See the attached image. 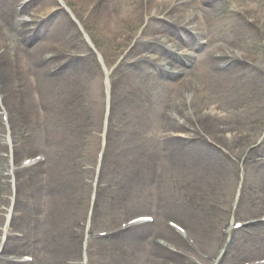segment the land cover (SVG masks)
<instances>
[{
    "label": "rangeland",
    "instance_id": "1",
    "mask_svg": "<svg viewBox=\"0 0 264 264\" xmlns=\"http://www.w3.org/2000/svg\"><path fill=\"white\" fill-rule=\"evenodd\" d=\"M67 1L71 9L77 8L81 13L82 7L85 5L82 0ZM129 1L131 3V0L103 1V8L108 5L115 12L111 15L113 19L105 18L102 21L104 27H123L120 22V15L127 9ZM215 4L217 7L211 13L209 22L207 21L208 32L211 35L208 41L215 44L221 42L233 43L234 41L248 49L255 56L256 62L264 65V47L262 43L260 41L256 42V37L251 33L241 31L233 26L231 21L223 14V3H221L222 5ZM227 6L230 5L227 4ZM63 8L70 14V10ZM99 11L100 9L95 13L92 12L87 18L83 16L82 26L84 28L81 31L85 34V40L89 45L93 47L92 44H94L96 50L99 51L98 55L103 59L100 66H103L109 63L101 53L111 58L114 45L120 35L113 36L106 28L97 25L96 18ZM73 16L75 17L74 13ZM129 30L125 27L120 29L125 33V36L129 34ZM51 33L50 30L47 37L39 42L38 48L47 49L50 43L58 42H56L57 39L50 37ZM5 44L7 45L6 51H8L11 64L24 71L25 81L31 83L21 99H18L21 91L11 93L14 95L15 104L11 105L10 111L7 109L9 116L13 114L17 117L15 123L13 122L15 127L12 128L14 133L13 143L17 147L15 157L17 159L24 155L31 156L35 153H41L46 157V162L41 167L48 169V173L46 175L42 174L38 182L24 185L26 187L24 202L30 200L31 204L34 203L32 195L36 188L39 187L43 192L41 195L43 199L37 201L34 206L30 205L35 211L32 216L35 224L27 223V221L18 223L19 220H17L13 227L24 230L23 226L29 233L25 247L19 250L24 253L31 251L34 258L33 264H60L57 260H61L64 258L63 256H66L62 254L65 248L62 235L69 227L71 229L76 228V235H80L79 232L81 231L80 228L90 194L87 192L91 187L89 182L98 181L97 177H94L95 180L93 179L91 169L95 164L96 157L93 150L94 148L97 149L99 144L97 136L99 135V125L97 123L99 111H97L98 108L96 109L95 106L90 105L89 98V100H85V97L73 96L66 91L56 94L54 87L62 83L61 80L64 74L53 72L43 74L35 66L34 61L31 60V56L34 54L33 51H30L31 44L19 45L16 41L15 32L11 33V39ZM59 44L68 45L66 42ZM197 73L201 85L207 91L219 92V77ZM146 77L142 75L136 79H131L130 76H126L125 72L110 77V81L114 78V91L119 94V100L121 102H124L127 98L134 100L138 106L143 107V110L141 115L140 112L139 115L136 112L129 125L123 123L118 128L113 127L112 133L120 132L124 134L123 132L126 130L131 137V141L128 145L115 144V146L114 143H112L113 145L109 144L111 152L105 153L100 161L102 173L101 177L99 176V194L96 207L99 203L98 207L102 214L95 217V226H101L103 223L108 222L111 217L121 218L130 216L133 213L144 212L156 217L151 208L157 210V214L159 213L161 219H177L184 224H188L190 218L187 214L186 218L188 217L189 221H182L184 218H182L180 211L195 215L197 213L200 216V225H202V228H198V231L202 235H199L196 231L193 236L200 245L202 250L200 253L206 252L207 247L211 248L210 254L214 249H217L216 252L221 249L222 252L223 246L227 242L226 237H223V227L229 221L227 217L225 222V212L229 209L233 197L230 193L231 190L227 191L224 187V183L227 182H224L222 172L217 169L219 168L217 162L223 161V159L219 153L216 152L215 154L203 144L192 143L191 141L190 144H187L176 141L184 139L183 133L172 136L175 140L168 139L167 133L170 131V127L172 128V124L162 119L161 116L162 111L170 105V92L156 83L155 79ZM95 79L92 81L94 85H96ZM247 79L256 83L255 78L250 74H247ZM247 79L243 80L245 85L249 84ZM128 85L130 86L129 90H127ZM15 89H19L17 85H15ZM122 91L126 92L123 94ZM252 98L254 99L255 96L253 95ZM25 99L30 103L31 109L28 111L29 113L19 115L18 113L23 106L21 101ZM90 107H93V109L90 110ZM18 121L19 124L17 125ZM121 122L123 121L121 120ZM263 129L264 120H261L253 131L248 132V135L254 137L258 130L262 131ZM0 136H2L1 131ZM74 137H78L76 145L73 142ZM185 138L187 139V137ZM112 147L115 148V151H112ZM118 147L119 149H116ZM175 147H182L185 150L192 149V151L202 150L203 153L189 155L190 153L185 152L182 156L175 158L170 152V149ZM0 154L1 156L7 155L4 152V147H0ZM114 158H116L115 162H113ZM6 161L7 158L2 157L0 171L2 175H5V183L3 184L0 179L3 193L0 200L4 199L0 201V207L6 205L8 199L6 186L9 178L6 176ZM104 162L105 170L103 169ZM113 173L115 175L110 179L109 176ZM237 178L240 181H236L235 185L241 182V169H239ZM72 179H75L78 183H74ZM81 179L84 180L83 183ZM250 180H252L251 177ZM245 199L241 201L238 209L244 210L242 214L255 211L256 206L259 208L264 206V200L257 199L254 206L248 201V197ZM25 205L27 203H24L18 211H15V216L20 214ZM245 206H248V208L246 209ZM27 212L30 214V211ZM2 217L3 211L0 209V222ZM32 219L30 220L33 221ZM38 219H41V222ZM262 228L256 227V232L248 237L239 234L235 242L236 248L232 254L238 259L264 257V233H262L264 230L261 231ZM204 234L209 236V242L205 240ZM79 235L75 242L77 246ZM55 236L62 245L60 247L62 252L57 255L52 254L53 251L49 247V239ZM122 242L126 243L123 245V249H119L117 245L120 243H114L112 239L106 242L93 240L90 246L93 244L96 246L90 247L91 252L94 249L90 255V261L93 264H141L146 256V253L141 249L144 248L142 241L125 239ZM101 244H107L109 247H102ZM37 245L43 247L41 254ZM29 246L30 249H25ZM243 246L244 249H242ZM49 257L51 261H49ZM215 257L216 253L213 254V259ZM64 261L63 259L61 262ZM79 262L80 259L78 258L76 264H80Z\"/></svg>",
    "mask_w": 264,
    "mask_h": 264
},
{
    "label": "bare ground",
    "instance_id": "2",
    "mask_svg": "<svg viewBox=\"0 0 264 264\" xmlns=\"http://www.w3.org/2000/svg\"><path fill=\"white\" fill-rule=\"evenodd\" d=\"M45 0H29L27 3H24L20 8L22 9H29L32 3L35 7L30 10L33 12L40 11V8L43 6V2ZM85 3L84 6H94L93 13L95 11H99L97 14V25L104 27L102 21L105 18L113 19L111 15L115 14L114 9L110 8L106 5L104 8L103 0H82ZM252 1V0H250ZM260 3L261 8H264V0H255ZM48 3L52 4L51 0H47ZM142 2L146 9L152 11V13H162L164 12L165 8L170 3V0H139ZM208 2V0H186L185 7L193 6L197 4V6L204 5ZM134 7L127 10V12L123 15L120 22L122 25L125 26H134L137 24L139 19L143 20V14H141L140 9L141 6L137 3V0H133ZM16 2L13 0H0V21L6 23L8 27L13 28L16 30L17 39H19L23 44H27L28 42L34 43L32 48L35 49L36 43L35 39L43 37L46 38L47 35L42 33V27H51V35L50 37L53 39H57L56 42H66V43H73L75 45H79L82 50L87 51V48L77 39L76 30H74L71 23L67 20L66 16L63 14V11H52V14L48 17L44 18L48 12H44L47 10L43 9L42 15L40 16L39 24L36 26L34 25V32L27 27V22L24 21L21 25L19 30L16 29L14 25L9 24V20H11V15L15 11ZM175 5V4H174ZM166 12V14H170L171 20L169 23L165 24L164 22L157 20V19H148L145 25V30L149 32L153 37L154 42L148 44V47H154V49L160 52L159 56L155 60H149L145 62H141L130 67L125 65H121V67L126 70V76H130L131 79H136L141 74L144 73V68L149 71L148 77L151 75H156L159 78V82L161 84L166 85L167 87L173 89L175 91V95L177 97H181L183 93H190V107L191 102H194L196 98V94L198 92V86H196V73L198 71L204 72L207 76H219V92L221 95V104L213 105L210 107V110L213 113H209L207 111L202 112L203 115H200V126L203 128L204 134L208 137H212L216 140L218 144V151L221 155H229L236 152V148L238 145L236 144V137L238 134L250 131L254 129V126L258 123L260 119L264 117V71L261 70L262 79H259V82H252L247 79V72L249 70L248 65L244 64V60L242 58L236 57L234 55H230L224 49H221L218 45H207L205 48H202L201 55V62L194 63L191 62L193 59L192 52L196 49H199L198 38L199 36L203 35L201 31L198 32H188L183 31L182 27L184 22L193 24L196 23L198 20L196 18L188 19L184 16V10L181 8V12L179 7L174 6ZM248 8V6H247ZM249 9V8H248ZM201 10H203L201 8ZM245 12V11H244ZM19 13H17L18 15ZM231 23L241 31H250L256 37H264V19L260 21L259 19L253 18L251 21H247L243 19L241 13L239 12H231L229 14ZM94 17V16H93ZM145 20V19H144ZM41 27V28H40ZM106 28L111 34L117 32L119 28L114 27H104ZM103 28V29H104ZM76 31V32H75ZM42 33V34H41ZM1 37V33H0ZM175 37V47L177 49L183 50L180 55H175L172 53L169 48H163V45L168 40H174ZM125 38L121 39V43L124 41ZM34 41V42H33ZM142 45L141 42H137L130 48V51H134L138 49ZM2 43L0 42V48ZM48 51V50H47ZM58 51L53 50V53ZM37 56H32L31 60L36 63L39 70L43 72H53V73H61L64 74L63 79L61 80L62 83L59 85H55L56 94H60L64 91L67 93L84 98L87 100L90 99V105L98 107L97 103L99 104V110L102 100L99 98L97 99L98 91L95 85H92L93 76L95 73L94 65L90 60L89 56L85 57H77V56H67L69 60L67 63L59 67L53 66V61L55 60V56H52L48 59L42 57V53H46V50H37ZM63 54V53H60ZM8 57L6 53H0V91L4 97L6 103L10 102L11 99H8L10 94L6 89H12V84L9 82L11 77L15 75V72L9 68ZM190 62V65L187 66L186 62ZM172 66L170 68H178V74H172L169 70H165L164 65ZM144 65V66H141ZM120 66L115 68L116 71L122 72L123 69ZM66 73V74H65ZM66 75V76H65ZM248 80V85L243 83V80ZM85 80V83H84ZM130 86H127V90H129ZM58 89V90H57ZM126 92V91H125ZM93 93V95H91ZM124 93V91H123ZM201 97L205 96L204 91L201 89L200 93ZM255 96L253 99L252 96ZM88 99V100H89ZM110 107L108 112L107 118V144L104 148V153H107L111 150L109 144L112 143H124L128 144L131 138L116 136L119 133H112L113 127H119L124 122L130 123L133 119V116L136 114L138 110H140L139 106L134 100L126 99L124 102L119 100V95L112 93L110 98ZM131 105V107H129ZM179 105L183 107V102L180 100ZM30 108V107H29ZM194 108V103L192 105ZM242 108V110H238ZM93 107H90V110ZM131 116V118H129ZM183 121L185 123L184 127H181L178 123L175 124L177 129H191L194 131L200 138H205V136L195 128H191L189 120L186 118L185 115H182ZM17 118L13 115L11 116L12 124L15 123ZM121 120L123 122H121ZM175 120V119H173ZM15 127V126H14ZM109 130V132H108ZM12 131V128H11ZM228 133V135H226ZM238 137L244 138L243 134H240ZM264 137V136H263ZM78 137H74L73 142L75 145L77 144ZM256 139L254 138L250 141L245 142L242 144L240 148L237 150V154L242 157V165H248L252 168V180L249 177L244 178V184L249 185L250 189L242 187L241 192L242 196L245 193H252L254 195L260 194L264 190V160L259 157V151L264 146V138L256 144ZM2 139H0V147H4ZM13 152L12 156L15 155L17 152V147L12 144ZM79 149V146H78ZM115 149V148H114ZM113 149V150H114ZM119 149V147H118ZM95 152V148L93 150ZM171 154L177 158L182 156L185 152L190 153L189 155H196L203 151H192V149H183L182 147H175L174 149H170ZM216 154V153H215ZM218 154V153H217ZM251 160L255 165H251ZM2 162V156L0 154V165ZM217 165L222 172V179L224 180V187L226 189H230L232 187V175L234 176V168L236 167V162L233 159L223 158V161H218ZM25 169V168H23ZM26 170L29 172L27 173L25 170H19L14 172V176L22 177L20 183L17 185L19 189L16 192V199L14 200L13 211H18L21 206H23V200L26 193V187L24 186L27 183H32L31 181L35 182L39 178L40 167L39 163H36L33 166L26 167ZM28 174V175H27ZM27 176V177H26ZM101 177V174L99 175ZM99 177V178H100ZM0 179L2 180L3 184L5 183V177L2 175L0 171ZM20 179V178H19ZM90 179V176H89ZM74 183H78L75 179H72ZM82 181V179H81ZM99 181V180H98ZM84 180L82 181V183ZM22 184V186H20ZM259 185L261 187H259ZM90 186V182H89ZM5 187V186H3ZM9 186H6L8 189ZM90 190V187L88 191ZM87 191V192H88ZM249 191V192H247ZM36 194L33 195L35 201L40 196L41 192L37 188L35 191ZM2 194V195H1ZM264 195V191H263ZM3 193L1 190L0 185V199H2ZM4 200V199H3ZM0 200V201H3ZM12 211V212H13ZM23 214L19 217V220L26 219L25 217V210H21ZM20 212V213H21ZM12 217H14L12 213ZM159 217V213H158ZM16 220V218H13ZM188 220L187 218L182 219V221ZM189 221V220H188ZM190 223V225H189ZM188 224H185L187 230L191 233H195L198 231V228H202L200 225V216L196 213L193 214V220L190 221ZM203 224V223H202ZM204 225V224H203ZM259 225V223H254L248 225L246 228L247 230H253L255 226ZM141 226V225H140ZM143 226V225H142ZM145 230H140L138 232H134L133 236H130L129 239H138L144 240L149 248L148 253L150 254V258L146 260L145 264H194L189 262L188 257L186 254L188 250H190L187 242L183 239V237L178 234L175 230L171 228H166L161 225H157L159 230H155L153 227L145 224ZM264 228V226H263ZM76 228L71 229L70 227L68 230L63 233L64 238V251H61V244L57 241V236L52 237L49 239L50 250L53 251L52 254H62L66 255L63 256L64 262L61 260H57L60 264H76L78 260L79 253L76 252ZM199 235H202L201 232L198 231ZM155 235H161L165 240H168L171 244L178 246L177 252L167 249L165 246H160L156 241H154ZM148 236H150V242H148ZM205 240L209 242L206 234L203 235ZM236 239H232L228 245H226L225 251L222 254V257L227 260L230 256L231 251L233 250V246ZM67 248V252H66ZM99 248V247H98ZM55 249V251H54ZM244 249V246L242 247ZM50 252V251H49ZM206 258L209 257L210 253L205 252ZM234 255L231 256L233 258ZM198 260L202 262H206L205 259L201 257H197ZM11 261L7 262L10 263ZM70 262V263H69ZM53 264V263H50Z\"/></svg>",
    "mask_w": 264,
    "mask_h": 264
}]
</instances>
